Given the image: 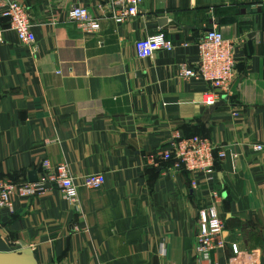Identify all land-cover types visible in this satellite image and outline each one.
Here are the masks:
<instances>
[{"label":"crops","instance_id":"crops-1","mask_svg":"<svg viewBox=\"0 0 264 264\" xmlns=\"http://www.w3.org/2000/svg\"><path fill=\"white\" fill-rule=\"evenodd\" d=\"M3 1L25 7L38 53L0 8V177L22 183L44 160L64 164L77 204L56 189L15 199L13 212L0 209V253L29 247L38 264H264V149L253 150L264 146V1L142 0L124 24L109 0ZM75 7L98 19V33L69 20ZM211 29L235 43L236 70L208 106V85L177 73ZM158 31L174 50L138 59L135 42ZM174 134L225 151L213 177L157 158ZM96 174L103 185L85 187ZM211 191L225 243L204 261L194 240Z\"/></svg>","mask_w":264,"mask_h":264},{"label":"built area","instance_id":"built-area-1","mask_svg":"<svg viewBox=\"0 0 264 264\" xmlns=\"http://www.w3.org/2000/svg\"><path fill=\"white\" fill-rule=\"evenodd\" d=\"M141 3L142 0H109L110 18L116 24H124L139 14ZM0 8L1 16L7 19L8 27L15 32L19 43L28 49L31 56H35L38 47L25 7L16 2L0 0ZM68 18L85 35H94L100 30L98 19L92 17L85 8L71 9ZM234 46L235 43L226 40L221 32L211 29L197 42L196 62L192 65L183 63L178 67V78L208 85L207 91L202 94L205 105H213L220 95L228 92L236 70ZM134 48L138 59H149L160 51L172 52L174 45L158 31L136 41ZM263 149L262 145L253 146L256 152ZM157 158L178 172L203 175L209 179L216 173V163L225 158V151L207 138L174 134L158 151ZM151 161L154 162V158ZM103 182V175L96 174L85 177L83 184L87 188H98ZM192 187H195L193 183ZM52 189L61 192L70 205L77 204V187L67 166H51L48 160H44L34 182H13L0 177V209L13 212L15 199L40 197ZM210 196V204L198 210V231L194 240L195 253L204 261H209L210 253L223 248L225 243L222 238L224 225L215 207L219 195L211 191ZM232 251L237 254L236 245H232Z\"/></svg>","mask_w":264,"mask_h":264},{"label":"water","instance_id":"water-1","mask_svg":"<svg viewBox=\"0 0 264 264\" xmlns=\"http://www.w3.org/2000/svg\"><path fill=\"white\" fill-rule=\"evenodd\" d=\"M165 23V19L160 21ZM210 31V30H208ZM36 181V178L29 179V182ZM0 264H38L32 250L29 247H23L20 250L10 253H0Z\"/></svg>","mask_w":264,"mask_h":264},{"label":"trees","instance_id":"trees-1","mask_svg":"<svg viewBox=\"0 0 264 264\" xmlns=\"http://www.w3.org/2000/svg\"><path fill=\"white\" fill-rule=\"evenodd\" d=\"M163 33V32H162ZM165 36V35H164ZM193 136H195V135H193ZM193 136H189V137H193ZM199 137V136H198ZM205 138V137H204ZM217 164V163H216ZM216 168V167H215Z\"/></svg>","mask_w":264,"mask_h":264}]
</instances>
